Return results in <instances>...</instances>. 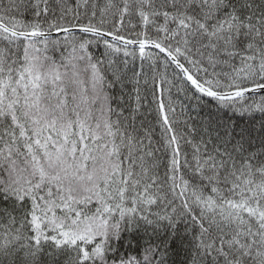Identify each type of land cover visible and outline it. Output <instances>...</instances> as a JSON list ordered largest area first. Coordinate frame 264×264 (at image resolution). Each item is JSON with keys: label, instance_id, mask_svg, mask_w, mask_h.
<instances>
[{"label": "snow or ice", "instance_id": "1", "mask_svg": "<svg viewBox=\"0 0 264 264\" xmlns=\"http://www.w3.org/2000/svg\"><path fill=\"white\" fill-rule=\"evenodd\" d=\"M0 264H264V0H0Z\"/></svg>", "mask_w": 264, "mask_h": 264}]
</instances>
